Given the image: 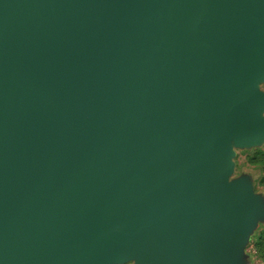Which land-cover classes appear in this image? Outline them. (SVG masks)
<instances>
[{"label": "water", "instance_id": "water-1", "mask_svg": "<svg viewBox=\"0 0 264 264\" xmlns=\"http://www.w3.org/2000/svg\"><path fill=\"white\" fill-rule=\"evenodd\" d=\"M260 81L264 0H0V264H241Z\"/></svg>", "mask_w": 264, "mask_h": 264}, {"label": "rangeland", "instance_id": "rangeland-1", "mask_svg": "<svg viewBox=\"0 0 264 264\" xmlns=\"http://www.w3.org/2000/svg\"><path fill=\"white\" fill-rule=\"evenodd\" d=\"M257 89L264 94V81L257 83ZM260 117L264 119V109L261 110ZM230 150L229 162L231 171L227 180L232 181L241 177L244 178L249 184L252 194L262 203L261 208L264 210V137L255 143L237 144L231 142ZM260 236L262 240L258 241L257 238ZM254 242L257 243L256 246ZM250 243L255 246V254H252L251 250L246 249ZM262 249L264 250V216L258 218L251 229L247 237V243L243 248V254L248 260H252V264H255L254 257L259 259L261 257L260 252H264L261 251ZM258 263L259 261L256 264ZM121 264H132V262Z\"/></svg>", "mask_w": 264, "mask_h": 264}, {"label": "crops", "instance_id": "crops-1", "mask_svg": "<svg viewBox=\"0 0 264 264\" xmlns=\"http://www.w3.org/2000/svg\"><path fill=\"white\" fill-rule=\"evenodd\" d=\"M259 261V263L258 264H264V257H259V259H257V262ZM253 262H252V260H248V258L247 257H245L244 256V254H243V256L241 257V264H252Z\"/></svg>", "mask_w": 264, "mask_h": 264}, {"label": "built area", "instance_id": "built-area-1", "mask_svg": "<svg viewBox=\"0 0 264 264\" xmlns=\"http://www.w3.org/2000/svg\"><path fill=\"white\" fill-rule=\"evenodd\" d=\"M246 249H247V250H248V249L251 250V253H252V254H255V250H254L253 244H251V243L248 244ZM254 262H255V264L257 263V258H256V257H254Z\"/></svg>", "mask_w": 264, "mask_h": 264}, {"label": "trees", "instance_id": "trees-1", "mask_svg": "<svg viewBox=\"0 0 264 264\" xmlns=\"http://www.w3.org/2000/svg\"><path fill=\"white\" fill-rule=\"evenodd\" d=\"M261 238H262V237L260 236V237L257 238V240L260 241V240H262ZM254 244H255V246L257 245L256 242H254ZM262 244H263V243H262ZM259 245H261V243H259ZM253 246H254V245H253ZM255 246H254V248H255ZM261 251H264V250L262 249ZM260 254H261L262 257H264V252H260Z\"/></svg>", "mask_w": 264, "mask_h": 264}]
</instances>
